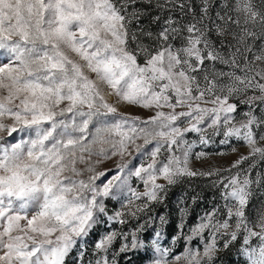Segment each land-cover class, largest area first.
<instances>
[{"label": "snow or ice", "instance_id": "snow-or-ice-1", "mask_svg": "<svg viewBox=\"0 0 264 264\" xmlns=\"http://www.w3.org/2000/svg\"><path fill=\"white\" fill-rule=\"evenodd\" d=\"M209 130L247 146L233 168L264 160V0H0V264H66L74 250L83 264L97 225L139 219L179 177L219 175L190 167L187 134L208 144ZM262 182L215 181L223 203L184 236L202 248L174 253L157 230L150 264H215L241 238L245 264H264V208L247 214ZM107 201L120 208L110 214ZM144 229L107 231L88 264H117L118 239L119 253L145 248Z\"/></svg>", "mask_w": 264, "mask_h": 264}, {"label": "rangeland", "instance_id": "rangeland-1", "mask_svg": "<svg viewBox=\"0 0 264 264\" xmlns=\"http://www.w3.org/2000/svg\"><path fill=\"white\" fill-rule=\"evenodd\" d=\"M164 110L168 111V109ZM246 110V106L241 105L238 113ZM121 111L140 116L142 119H146L149 115L153 114L149 110L132 106H121ZM236 115L237 120L243 119L241 115ZM210 133L211 130H209L208 133L210 136V142L208 144H201L199 142V136L196 133L187 134L186 139L189 142H195L190 156V167L193 170L203 172L216 169L219 170V175L179 177L174 185L168 187L162 202H153L146 212L140 213L139 219H132L129 217L128 223L125 225H109L105 223L97 225L89 237L86 238V255L83 264H88L89 260L94 261V244L101 235L111 229L127 232L134 229L138 224H145V229L140 233V238L145 242L146 247L136 251L119 253L121 241L118 239L109 250V259L113 258L114 254L118 253L115 255L117 264H150L154 255L150 241L155 236L157 230L162 233V238L160 240L161 246L173 249L174 253L183 252L186 246H199L202 248L199 238L193 239L191 245H189L184 239V236L190 234L188 230L199 221V218L206 211L223 203L221 200L223 185H216L214 182L221 178L235 175L237 172L241 173V178L245 174L250 175L253 180H256L258 176L264 178V160L258 157H250L244 160L238 167H232L233 163L241 156L248 155V148L242 141L230 138L228 143L222 144L220 141L224 139L223 135H210ZM6 139L16 142L20 139V136L13 133L12 137H6ZM137 143H143V141H137ZM146 147L150 150L152 145ZM233 149L236 150L233 151ZM200 152L206 153V156L201 159H196V154ZM167 155L168 153L166 151L163 152L160 159H166ZM95 159L96 157H93V160ZM126 159H128V157H126ZM118 160L119 157H113L112 159L103 161V163L97 166V171H103L106 168H114ZM136 162L137 161H134V163ZM79 167L83 168L85 165H79ZM85 175H87V173ZM105 179L106 177H101L100 180L97 181V184L102 183ZM131 182L133 187H138L139 191H143V185L140 184L139 181L133 178ZM158 183H165V181L159 180ZM252 190L253 197L248 206L247 214L250 218L255 219L257 211L264 208V182L260 185L253 184ZM107 206L110 214L120 208V204L117 201H107ZM182 209L186 210L183 215V222L185 225L184 235L180 234L179 228L182 222ZM160 216H164L167 223L161 225L159 220ZM149 218L152 219L150 220ZM174 237H179L176 239L175 244H173ZM241 243L242 238L236 241L228 250L219 252L215 264H245V258L238 254ZM252 243L256 244L257 241L254 239ZM66 264H80L78 252L76 250L67 258Z\"/></svg>", "mask_w": 264, "mask_h": 264}]
</instances>
